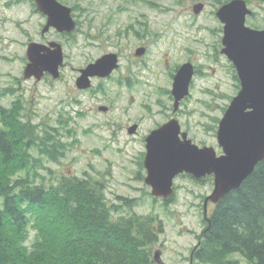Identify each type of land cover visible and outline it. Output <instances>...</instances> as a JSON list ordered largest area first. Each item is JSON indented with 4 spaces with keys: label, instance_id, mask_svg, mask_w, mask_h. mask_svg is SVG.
Returning a JSON list of instances; mask_svg holds the SVG:
<instances>
[{
    "label": "rangeland",
    "instance_id": "374dc122",
    "mask_svg": "<svg viewBox=\"0 0 264 264\" xmlns=\"http://www.w3.org/2000/svg\"><path fill=\"white\" fill-rule=\"evenodd\" d=\"M222 1L65 0L73 8L77 22L78 42L69 44L53 30L41 35L45 20L29 1L0 0L1 104L8 109L15 100H20L23 120H30L39 132L45 126L58 129L65 145V153L57 161L32 148L31 153L42 163L36 170L43 179L37 178L36 182L49 185L63 176L87 174L106 184L104 194L108 204H119L118 197L135 199L132 209L123 207L114 217L131 212L157 216L162 221L163 233L151 247V255L160 251L163 264H198L190 259V252L204 227L203 198L211 193V186H198L188 178L179 177L175 181L174 202L164 206L160 199L154 201L150 188L143 182V138L161 119L156 102L170 104L160 91L170 87L164 74L167 52V67L184 62L186 57L205 63L206 75L194 79L191 96L181 107V119L198 145L205 142L220 152L216 135L206 133L207 127L213 125L216 133V120L222 117L223 108L237 90L230 63L220 53L222 25L215 11ZM246 1L256 14L246 24L263 27L264 0ZM197 4L203 8L194 15L192 8ZM144 37L149 48L145 60L150 63V88L141 93L107 90V94L79 92L75 88L77 70L108 52L120 54L121 72H124L133 50ZM47 41H56L63 48L59 78L25 80L27 45ZM6 89L13 92L6 93ZM100 107H108L109 111H99ZM135 119L141 120V126L131 136L126 128ZM33 174L31 169L30 176ZM17 176L24 177L25 173ZM212 206L209 204L207 211ZM231 259L248 264L238 254Z\"/></svg>",
    "mask_w": 264,
    "mask_h": 264
},
{
    "label": "trees",
    "instance_id": "16d2710c",
    "mask_svg": "<svg viewBox=\"0 0 264 264\" xmlns=\"http://www.w3.org/2000/svg\"><path fill=\"white\" fill-rule=\"evenodd\" d=\"M22 111L20 100L7 109L0 96V264H155L151 247L163 233L162 221L136 212L114 217L132 209L135 199L108 204L106 184L87 174L36 182L43 179L36 170L42 163L32 148L57 161L65 145L58 129L39 132ZM197 240L192 257L199 264H239L234 254L264 264V160L214 205Z\"/></svg>",
    "mask_w": 264,
    "mask_h": 264
},
{
    "label": "water",
    "instance_id": "95a60500",
    "mask_svg": "<svg viewBox=\"0 0 264 264\" xmlns=\"http://www.w3.org/2000/svg\"><path fill=\"white\" fill-rule=\"evenodd\" d=\"M33 1L37 10L47 18L42 33L49 28L59 33H70L75 29L69 7L57 0ZM202 8V4H197L192 11L197 15ZM251 14L244 0H231L216 12V17L223 24L221 53L233 64L240 83L239 92L230 101L218 124L216 139L222 148V155L216 156L211 147L199 148L186 139L184 133L180 139L178 122L174 119L168 121L152 131L145 140L144 183L150 187L153 197L171 198L173 180L182 173L197 179L212 174L214 189L206 203L211 201L216 204L227 193L237 190L255 166L264 160V29L246 26V17ZM142 53L143 49L136 50L137 55ZM26 58L24 79L39 81L45 73L53 79L59 77L64 59L60 44L32 42L27 46ZM116 68V55L105 54L79 70L76 88L88 89L90 78L107 77ZM192 76L193 67L189 63L182 65L174 76V112L179 102L188 95ZM134 130L135 126L130 127L129 133ZM159 256V251L154 252L153 260L162 264Z\"/></svg>",
    "mask_w": 264,
    "mask_h": 264
},
{
    "label": "flooded vegetation",
    "instance_id": "af4514ba",
    "mask_svg": "<svg viewBox=\"0 0 264 264\" xmlns=\"http://www.w3.org/2000/svg\"><path fill=\"white\" fill-rule=\"evenodd\" d=\"M41 15V14H40ZM42 16V15H41ZM42 18L45 20L46 23V17L42 16ZM41 35L43 36L44 34L41 33ZM86 37H93L91 35H85ZM63 38H65L66 41H68V43H75L78 42V36H77V31L75 30L74 32L67 34L64 33L63 34ZM145 39L146 37L142 38L140 40V43L135 47V49L132 52V56L130 57V63L128 65V68L124 71L121 72L122 67H121V57L120 54L116 53L119 59V67L112 72V74L108 77H92L90 78V84L91 87L89 89H85V90H78L75 86V88L79 91V92H97V93H101V94H107V90H116V89H125L128 90L129 92H134V93H141L143 92L146 88H150L151 87V74L149 72L150 68L148 65H150V63L146 62V57L149 53V48L145 43ZM50 41L44 42L43 44H47ZM137 49H143L144 53L143 55H137L136 54V50ZM191 52V51H190ZM109 53V52H108ZM192 53V52H191ZM106 54V53H105ZM96 60V59H95ZM169 63V56L167 55V52H165V63H164V74L165 76H167L169 78L170 81V87L169 88H160V91L163 93V95L166 96V98L168 99V101L170 102V104L168 105H159L157 102V106L158 109L157 111V115L161 116V119L159 122L154 124V127L152 129H150L146 135L143 138V141L145 143V139L146 137L149 135V133L159 127H161L162 125L166 124L168 121L170 120H176L180 126V134H179V138L182 139V133L186 134V139H189L192 143L197 144L194 140V138L191 135V129L186 127L183 124V121L181 119V113H182V109L181 107L184 105L185 102H187L189 100V97L191 96V93H189V96L184 98L181 102H180V107L179 109L174 112L173 111V103H174V98L172 97L171 94V88H172V84H173V79H174V75L175 73L178 71L179 67L184 64V63H190L193 67V77H192V81L190 83V92L193 88L194 85V79L195 78H199V79H203L206 75V71H205V63H197L196 61L186 57V60L180 64H177L173 67H167ZM88 64V63H87ZM86 66V65H85ZM84 66V67H85ZM82 67V69L84 68ZM79 70H81V68H79L77 70V76L76 78L79 76ZM161 74V73H160ZM48 75H44L43 78H47ZM42 78V79H43ZM76 80V79H75ZM74 80V83H75ZM75 85V84H74ZM157 101V99H156ZM183 104V105H182ZM106 111L108 110V107H105ZM99 110V108H98ZM150 113L152 112V110L149 111ZM135 126V130L132 134H128L129 133V128ZM141 126V120L140 119H135L134 122L132 124H130L127 128H126V132L128 135H134L138 133V130ZM206 133H210L212 135V137H214L215 135V131H214V127L213 125L210 127H207V132ZM198 145V144H197ZM200 147H204L207 146V143L205 142H201L200 145H198ZM221 154V151L219 152V155ZM181 177H185L188 178L196 185L198 186H206V185H210L211 186V191L213 189V177L212 175L209 176H205L202 177L201 179H195L192 176L189 175H181ZM205 199L206 196L203 198V206L205 203ZM209 204H212L210 201L207 202V206ZM190 259H192V255H190Z\"/></svg>",
    "mask_w": 264,
    "mask_h": 264
}]
</instances>
